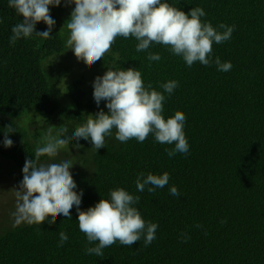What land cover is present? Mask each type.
Returning a JSON list of instances; mask_svg holds the SVG:
<instances>
[{
    "label": "trees",
    "instance_id": "16d2710c",
    "mask_svg": "<svg viewBox=\"0 0 264 264\" xmlns=\"http://www.w3.org/2000/svg\"><path fill=\"white\" fill-rule=\"evenodd\" d=\"M166 2L185 13L201 7L206 13L201 21L214 28L221 23L235 26L229 41L212 45L213 59L230 61V71L199 62L188 67L159 44L138 53L134 38L118 36L95 62L99 72L89 88H82V80L69 79L62 68L70 56H65L67 7H50L56 24L47 39L33 33L10 44L11 29L23 18L8 7V0H0V165L12 164L17 183L23 179L25 160L36 159L43 133L55 134L59 127L70 133L89 114L108 111L104 101L98 107L92 96V81L107 68L134 67L145 86L161 92L160 84L178 81L171 96L165 93L163 115L185 114L189 143L188 154L169 158L165 150L174 145L155 142L151 135L143 143L134 138L121 143L113 132L97 153L89 141L81 138L77 146L70 138L64 148L77 154L69 171L75 190L83 191L80 210L107 199L110 190L124 188L140 197L136 207L142 218L158 224L156 239L148 246L143 238L130 247L117 242L103 249V256L87 255L74 206L72 219L57 215L51 222L46 218L40 225L18 226L12 219L0 229V264H264V0ZM35 27L43 32L47 26L41 21ZM149 52L160 54L161 60L149 62ZM64 77L71 82L60 95ZM4 133L13 141L9 148L2 144ZM49 161L57 159L41 156L38 163ZM141 172H167L169 184L152 193L147 187L137 192L135 180ZM172 185L179 197L170 195ZM60 232L69 237L62 247ZM181 233L190 239L182 242Z\"/></svg>",
    "mask_w": 264,
    "mask_h": 264
},
{
    "label": "clouds",
    "instance_id": "9594fccd",
    "mask_svg": "<svg viewBox=\"0 0 264 264\" xmlns=\"http://www.w3.org/2000/svg\"><path fill=\"white\" fill-rule=\"evenodd\" d=\"M62 0H8V7L22 17L21 22L12 27L10 44L33 33L47 39L56 24L50 15V7L61 6ZM65 7L74 5L67 20V49L74 56L89 65L101 60L109 51L118 36L132 37L138 43L136 52H145L154 44L163 45L172 55L182 58L191 67L199 62L204 66L215 64L217 71L228 72L230 61L213 59L212 45L229 41L235 26L221 23L214 28L210 22H202L206 15L201 7L191 8L187 13L172 7L166 0H63ZM43 22L47 27L43 32L36 31V24ZM3 21L0 20V23ZM222 30V31H221ZM149 62L160 61L158 53L149 52ZM179 87V82L169 80L160 84L163 90L157 91L151 84L145 86L142 74L134 67L124 70L108 69L102 76L92 81V96L103 109L95 115H88L85 123L75 127L70 133L67 127H59L55 134L51 130L35 149L36 159L25 160L22 168L23 179L16 190V211L13 213L15 225L21 223L38 224L62 215L71 218L70 210L75 206L79 230L86 236L85 254L103 256V249L117 242L130 247L143 238L144 245L156 239L157 223L146 222L136 205L140 197L124 188L110 190L107 199H100L94 206L80 210L83 191H76L77 184L69 169L73 163L59 159L51 163H38L41 156L57 157L70 138L77 146L82 138L89 141L97 153L105 148V138L115 135V139L125 143L135 139L143 143L149 135L160 144L174 145L166 149L169 158L177 153L188 154L189 143L184 132L186 116L181 111L165 118V93L171 96ZM4 133L2 144L5 148L13 145ZM169 173L161 175L138 173L135 180L137 192L152 193L156 188L169 184ZM173 197L181 193L175 185L169 187ZM199 227V225H197ZM182 242L190 237L181 233ZM69 239L66 232L59 233L58 246L62 247ZM94 246L88 247L87 244Z\"/></svg>",
    "mask_w": 264,
    "mask_h": 264
},
{
    "label": "rangeland",
    "instance_id": "374dc122",
    "mask_svg": "<svg viewBox=\"0 0 264 264\" xmlns=\"http://www.w3.org/2000/svg\"><path fill=\"white\" fill-rule=\"evenodd\" d=\"M62 4H63V2H62ZM70 9H71V5L67 6V9L65 10V12L70 14L71 13ZM66 25H65V29H67ZM68 50L69 51H67L65 53V56H67L69 54L70 55L69 59L67 61L64 60L62 62V65H63L62 68L64 69V72H66V69H67L68 73H66V74H67V77H69V79L70 78L71 79H81L82 83H83L82 88L84 87V88L88 89L91 78L93 77V75L96 72H99V69L96 67L95 63L89 65L87 62H85L82 59L78 60L74 56L71 49H68ZM107 53H105V54H107ZM62 57L63 56H60V58H62ZM67 77L62 78L59 81L61 83V85H60L61 89H59V87H58V93L60 95L65 94L66 87L71 82V81H69V79H66ZM60 83H58V84H60ZM67 105H70V104L67 103ZM103 105H105L104 102H103ZM29 111L33 113V109L29 110ZM45 135H46V133H43L44 137H45ZM64 149L63 148L60 149L57 157H55V158L57 160L67 158L70 161L74 162L76 160V157H77L76 152H74V151L72 152L71 150L66 149V148H64ZM55 158H53V159H55ZM5 162H7V161L5 160ZM47 163H51V161H49ZM12 169H13L12 164H8L7 168L4 166L2 167L0 165V229L7 228L12 219H14V221H15V218L13 216V213L15 212V206H13V205H15L17 203L16 190L19 189V183H17V181L15 179V177H17V173L15 171L14 172L11 171Z\"/></svg>",
    "mask_w": 264,
    "mask_h": 264
}]
</instances>
